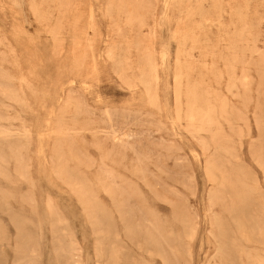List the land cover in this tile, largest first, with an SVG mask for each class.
<instances>
[{
    "label": "rangeland",
    "instance_id": "rangeland-1",
    "mask_svg": "<svg viewBox=\"0 0 264 264\" xmlns=\"http://www.w3.org/2000/svg\"><path fill=\"white\" fill-rule=\"evenodd\" d=\"M263 247L264 0H0V263Z\"/></svg>",
    "mask_w": 264,
    "mask_h": 264
},
{
    "label": "bare ground",
    "instance_id": "bare-ground-1",
    "mask_svg": "<svg viewBox=\"0 0 264 264\" xmlns=\"http://www.w3.org/2000/svg\"><path fill=\"white\" fill-rule=\"evenodd\" d=\"M222 3V2H221ZM223 4V3H222ZM95 5V4H94ZM218 5V4H217ZM214 6V5H213ZM203 7V6H202ZM242 7V6H241ZM219 8H220V6H219ZM243 9V8H242ZM205 10H206V8H205ZM213 10V9H212ZM197 12V11H196ZM209 12V11H208ZM96 13V12H95ZM212 14V13H211ZM206 16V15H205ZM97 17V16H96ZM194 17V16H193ZM102 18V17H101ZM208 18V17H207ZM81 21V20H80ZM174 24V23H173ZM172 24V25H173ZM178 26H179V24H178ZM202 27V26H201ZM201 30V29H200ZM199 31V30H198ZM178 33V32H177ZM178 41V40H177ZM184 46V45H183ZM182 46V47H183ZM181 52V51H180ZM178 56V55H177ZM177 56H176V58H177ZM185 56V55H184ZM108 58V57H107ZM179 59V58H178ZM167 60V59H166ZM176 66V65H175ZM79 70V69H78ZM181 72V71H180ZM181 74V73H180ZM179 74V75H180ZM227 74V73H226ZM179 77V76H178ZM80 79V78H79ZM89 79V78H88ZM139 79V78H138ZM69 80V79H68ZM81 80V79H80ZM190 82V81H189ZM188 82V83H189ZM143 83V82H142ZM184 83V82H183ZM147 84V83H146ZM178 84V83H177ZM145 85V84H144ZM148 85V84H147ZM146 85V86H147ZM183 85V84H182ZM178 85H176V87H177ZM148 87H150V85L149 86H147V89H148ZM150 89V88H149ZM180 89V88H179ZM149 91V90H148ZM182 91H184L183 89H182ZM177 92V91H176ZM65 93V92H64ZM180 93H181V91H180ZM180 93H178V94H180ZM183 94V93H182ZM47 95V94H46ZM176 97H177V93H176ZM179 97L181 98V95H179ZM183 97V96H182ZM177 99V98H176ZM182 99V98H181ZM63 100V99H62ZM180 100V99H179ZM178 100V101H179ZM182 102V101H181ZM177 103V102H176ZM178 104V103H177ZM181 104V103H180ZM75 105V104H74ZM196 105V104H195ZM190 106V105H189ZM181 107V106H180ZM71 109H73V107H71ZM181 109H183V108H181ZM179 110V109H178ZM184 110V109H183ZM44 112V111H43ZM48 112V111H47ZM52 112V111H51ZM180 112V111H179ZM35 113V112H34ZM51 121V120H50ZM49 122V121H48ZM183 122V121H182ZM192 124H194V123H192ZM202 128V127H201ZM51 130V129H50ZM49 134V133H48ZM45 143V142H44ZM44 148V147H43ZM48 161V160H47ZM214 164V163H213ZM209 177V176H208ZM38 189V188H37ZM47 210V209H46ZM242 212H240V214H241ZM211 219V218H210ZM50 221V220H49ZM229 222V221H228ZM219 226H220V224H219ZM225 226V225H224ZM241 226H242V224H241ZM241 230V229H240ZM216 236V235H215ZM221 236V235H220ZM52 237V236H51ZM223 237V236H222ZM211 239V238H210ZM218 240V239H217ZM222 240V239H221ZM153 247H155V246H153ZM138 248V247H137ZM264 248V247H263ZM53 250V249H52ZM262 253V252H261ZM260 253V254H261ZM264 254V253H263ZM263 257V256H262ZM15 258V257H14ZM2 262V261H1ZM5 262V261H4ZM14 262V261H13ZM228 262V261H227ZM0 264H2V263H0Z\"/></svg>",
    "mask_w": 264,
    "mask_h": 264
}]
</instances>
